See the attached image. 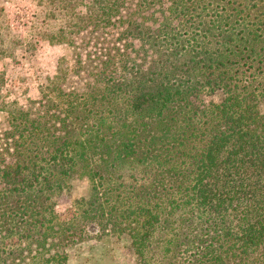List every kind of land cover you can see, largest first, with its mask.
<instances>
[{"label": "trees", "instance_id": "1", "mask_svg": "<svg viewBox=\"0 0 264 264\" xmlns=\"http://www.w3.org/2000/svg\"><path fill=\"white\" fill-rule=\"evenodd\" d=\"M54 6L73 57L0 93V264H68L88 226L138 264H264V0Z\"/></svg>", "mask_w": 264, "mask_h": 264}, {"label": "rangeland", "instance_id": "2", "mask_svg": "<svg viewBox=\"0 0 264 264\" xmlns=\"http://www.w3.org/2000/svg\"><path fill=\"white\" fill-rule=\"evenodd\" d=\"M48 3L49 0H0V93L6 100L16 98L25 103L26 98L37 99L39 88L56 73L58 64L64 68V56L73 57L75 48L58 36L64 32V15L58 7H47ZM79 41L78 36L75 45ZM72 80L76 81V76ZM85 190L86 184L79 182L71 197L63 194L55 205L57 217L70 215L72 198ZM96 234V227L86 228L83 240L68 249V264H138L126 240H102Z\"/></svg>", "mask_w": 264, "mask_h": 264}]
</instances>
